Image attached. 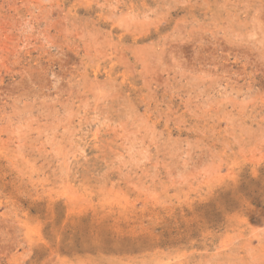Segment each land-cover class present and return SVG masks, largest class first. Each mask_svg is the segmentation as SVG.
Masks as SVG:
<instances>
[{
  "label": "rangeland",
  "instance_id": "374dc122",
  "mask_svg": "<svg viewBox=\"0 0 264 264\" xmlns=\"http://www.w3.org/2000/svg\"><path fill=\"white\" fill-rule=\"evenodd\" d=\"M0 264H264V0H0Z\"/></svg>",
  "mask_w": 264,
  "mask_h": 264
}]
</instances>
